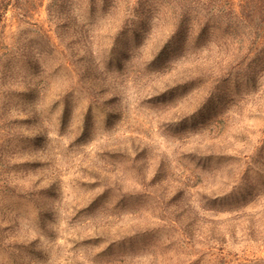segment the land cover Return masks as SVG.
<instances>
[{"label": "rangeland", "instance_id": "rangeland-1", "mask_svg": "<svg viewBox=\"0 0 264 264\" xmlns=\"http://www.w3.org/2000/svg\"><path fill=\"white\" fill-rule=\"evenodd\" d=\"M49 4L0 20V264H264V76Z\"/></svg>", "mask_w": 264, "mask_h": 264}, {"label": "trees", "instance_id": "trees-1", "mask_svg": "<svg viewBox=\"0 0 264 264\" xmlns=\"http://www.w3.org/2000/svg\"><path fill=\"white\" fill-rule=\"evenodd\" d=\"M43 1L0 0V20L11 7L16 16L30 23ZM97 9L116 23L124 22L129 15L161 17L173 34L167 41L168 47L181 33L186 41L191 39L198 46L209 36H215L219 39L215 42L232 48L225 60L227 71L245 66L251 69V78L264 76V0H50L47 12L55 18L69 19L88 12L94 15ZM120 28L124 31L125 26ZM140 30L146 27L135 26L132 31L138 37Z\"/></svg>", "mask_w": 264, "mask_h": 264}]
</instances>
